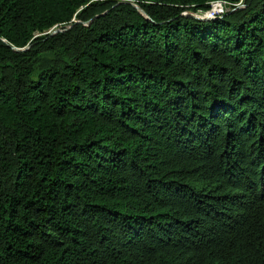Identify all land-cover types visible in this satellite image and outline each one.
I'll list each match as a JSON object with an SVG mask.
<instances>
[{
	"label": "trees",
	"instance_id": "16d2710c",
	"mask_svg": "<svg viewBox=\"0 0 264 264\" xmlns=\"http://www.w3.org/2000/svg\"><path fill=\"white\" fill-rule=\"evenodd\" d=\"M0 264H264V0H0Z\"/></svg>",
	"mask_w": 264,
	"mask_h": 264
},
{
	"label": "water",
	"instance_id": "95a60500",
	"mask_svg": "<svg viewBox=\"0 0 264 264\" xmlns=\"http://www.w3.org/2000/svg\"><path fill=\"white\" fill-rule=\"evenodd\" d=\"M136 8H137V10H138L140 13L144 14V12H143L139 7H136ZM184 15H185V16H188V17H193V18H195V19L202 20V21L212 19V18H210V17H209V18H207V17H201V16H199L198 14H194V13H185ZM61 31H62L61 28L55 27V28H53L52 30H50V32H48V33H49L50 35H55V34L61 32ZM26 49H28V48H25V49H18V48H15V50H16L17 52H20V51H23V50H26Z\"/></svg>",
	"mask_w": 264,
	"mask_h": 264
},
{
	"label": "built area",
	"instance_id": "2783aa9c",
	"mask_svg": "<svg viewBox=\"0 0 264 264\" xmlns=\"http://www.w3.org/2000/svg\"><path fill=\"white\" fill-rule=\"evenodd\" d=\"M214 5L219 6L220 13L218 15H221V14H224L226 11H228L232 6H238L239 4L233 5L225 1H216V2L211 3V7H213Z\"/></svg>",
	"mask_w": 264,
	"mask_h": 264
},
{
	"label": "bare ground",
	"instance_id": "6f19581e",
	"mask_svg": "<svg viewBox=\"0 0 264 264\" xmlns=\"http://www.w3.org/2000/svg\"><path fill=\"white\" fill-rule=\"evenodd\" d=\"M211 10H214L215 12H216V14H215V16H217L219 13H220V8H219V6H216V5H214L213 7H212V9H210V11ZM198 14H200V13H198ZM214 16V17H215ZM202 17V16H201ZM210 18H213V17H210Z\"/></svg>",
	"mask_w": 264,
	"mask_h": 264
},
{
	"label": "rangeland",
	"instance_id": "374dc122",
	"mask_svg": "<svg viewBox=\"0 0 264 264\" xmlns=\"http://www.w3.org/2000/svg\"><path fill=\"white\" fill-rule=\"evenodd\" d=\"M240 6H241V4H239ZM211 9H212V7H211ZM224 10H225V8H224ZM208 12V11H207ZM202 13H205V12H202Z\"/></svg>",
	"mask_w": 264,
	"mask_h": 264
}]
</instances>
